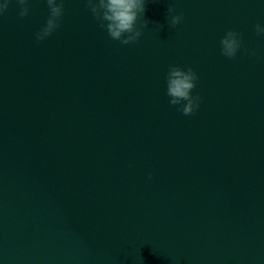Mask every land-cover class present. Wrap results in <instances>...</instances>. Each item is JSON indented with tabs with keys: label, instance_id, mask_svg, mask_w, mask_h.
Masks as SVG:
<instances>
[{
	"label": "water",
	"instance_id": "obj_1",
	"mask_svg": "<svg viewBox=\"0 0 264 264\" xmlns=\"http://www.w3.org/2000/svg\"><path fill=\"white\" fill-rule=\"evenodd\" d=\"M18 11L0 16V264H264V0H148L129 45L84 0L42 42L45 0ZM173 64L199 76L190 116Z\"/></svg>",
	"mask_w": 264,
	"mask_h": 264
},
{
	"label": "clouds",
	"instance_id": "obj_2",
	"mask_svg": "<svg viewBox=\"0 0 264 264\" xmlns=\"http://www.w3.org/2000/svg\"><path fill=\"white\" fill-rule=\"evenodd\" d=\"M147 2L148 0H84L86 9L99 23V27L105 29L112 40L119 41L122 45L137 43L143 34L142 30L148 27L150 22L145 19ZM45 3L48 16L35 33L37 42L50 37L60 27L64 15V0H45ZM10 4L19 6L18 16L21 19L29 15L30 0H4L0 4V16L7 12ZM166 12L171 28L184 19V13H177L175 7L169 6ZM138 22L141 23L138 25ZM255 32L258 36H264V25L257 23ZM242 47V37L235 30H227L220 39L221 54L229 59H234ZM244 54L255 56L256 52L254 49H244ZM198 80V74L191 67L183 68L174 64L168 67L165 83L169 104L178 106L177 110L185 116L192 115L200 107L202 97L199 94L193 95Z\"/></svg>",
	"mask_w": 264,
	"mask_h": 264
}]
</instances>
